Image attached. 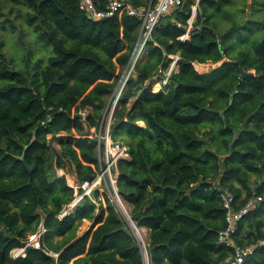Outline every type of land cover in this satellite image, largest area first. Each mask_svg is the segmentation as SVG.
Instances as JSON below:
<instances>
[{
  "label": "trees",
  "instance_id": "trees-1",
  "mask_svg": "<svg viewBox=\"0 0 264 264\" xmlns=\"http://www.w3.org/2000/svg\"><path fill=\"white\" fill-rule=\"evenodd\" d=\"M0 18L3 28L22 20L20 40L32 27L53 48L32 65L29 46L19 70L0 39V264H144L107 190L61 216L76 197L67 172L79 184L100 173L94 128L131 62L141 21L125 9L90 18L80 0H0ZM10 26L17 32L19 24ZM174 56L168 84L155 91ZM196 62L220 64L200 72ZM242 68L255 76L242 78ZM111 137L129 146L114 167L116 185L136 226L147 229L150 264H228L234 248L218 243L227 191L235 210L263 198L233 238L257 246L245 264H264V0H185L163 15L122 91ZM41 224V247L14 259Z\"/></svg>",
  "mask_w": 264,
  "mask_h": 264
},
{
  "label": "built area",
  "instance_id": "built-area-1",
  "mask_svg": "<svg viewBox=\"0 0 264 264\" xmlns=\"http://www.w3.org/2000/svg\"><path fill=\"white\" fill-rule=\"evenodd\" d=\"M184 2L185 0H149L145 5L136 7L127 0H108L104 8H99L98 0H80V9L84 11L90 18H109L114 16L121 9H125L127 14L139 18V20L141 21V27L140 36L133 51L131 62L126 68L125 73L119 82V85L117 86L114 94L111 97V100L109 101L104 117L100 123V127L98 129L94 128L96 131V136L98 138L100 173L91 181L85 180L81 184L72 183L73 187L76 190V197L73 202L69 204L68 208L63 211L61 216L64 215L69 209L74 208L78 204V202L84 198L85 195H91L94 190H107L112 196L113 194H116L117 173L114 171V167L116 166L117 161L120 158H128L130 155L129 146L126 142L120 140L115 141L111 137V123L114 110L118 104V101L129 76L134 70V68L131 67L132 65L136 64V62L143 55L147 41L151 37L154 27L163 15L171 12L173 8L182 6ZM196 10L197 7L196 5H194L193 16L189 20V26L187 27V32L183 36V38H186L188 36ZM177 60L178 56H174V61L171 64L169 71L167 72L165 77L158 83V85H160V88L168 84L169 76L172 70L176 67ZM81 115L83 119H86L87 111H82ZM223 198L224 206L227 209V227L219 232L218 243L234 248L232 256L227 258L228 264H245L246 258L254 252L257 246L236 245L233 234L237 229L238 222L263 198L260 196L252 197L245 204V206H243L239 210H235L232 207L234 195L231 192L227 191L223 195ZM45 232L46 228L43 224H41L39 231L35 235H32L23 246L17 247L12 250V257L14 259H17L21 256H26L27 249L30 246L40 248L41 243L39 241V238ZM139 242L143 254H146L147 247L145 240L141 237V239H139ZM261 243H264V241H262Z\"/></svg>",
  "mask_w": 264,
  "mask_h": 264
},
{
  "label": "rangeland",
  "instance_id": "rangeland-1",
  "mask_svg": "<svg viewBox=\"0 0 264 264\" xmlns=\"http://www.w3.org/2000/svg\"><path fill=\"white\" fill-rule=\"evenodd\" d=\"M263 3V2H262ZM260 8V7H259ZM17 12H13L12 14H9L11 19H15ZM2 18H0L1 20ZM3 22V20H2ZM13 23H17L19 24L18 28H17V32H13L12 27L10 25H12ZM6 28L2 27V23L0 22V39L4 40L6 45H5V51L8 54L9 59L14 61V65L16 67V69H24L26 67L25 62L23 61V56L27 55L29 53L28 48L29 46H31L32 50H33V56H32V65H34L39 59H47L49 55H51L53 53V48L46 44L44 41L39 40L36 36V34L33 32V28L32 27H28L25 31V37L24 40H20L18 37V31L21 30V26H22V20H9L6 23ZM261 36V35H260ZM24 47L26 49H24ZM49 53V55H48ZM206 65V66H205ZM217 65L216 64H211V63H207V64H203V65H197V68L200 71H209L213 68H215ZM157 86V88H156ZM160 85H158V83L154 86V90L157 91L159 90ZM59 172L61 174L64 173V170H59ZM67 178L69 183H78L76 176L73 172L68 171L67 172ZM73 186V184H72ZM126 206V205H125ZM127 208V207H126ZM92 222L86 220L83 224V226L81 227V230L87 228L90 226ZM141 234L142 236H138L139 239H141V237L145 240V237L147 236V231L145 229H141ZM31 237V236H30Z\"/></svg>",
  "mask_w": 264,
  "mask_h": 264
},
{
  "label": "water",
  "instance_id": "water-1",
  "mask_svg": "<svg viewBox=\"0 0 264 264\" xmlns=\"http://www.w3.org/2000/svg\"><path fill=\"white\" fill-rule=\"evenodd\" d=\"M199 6V2L197 3L196 7ZM240 64L242 66L243 62L240 61ZM135 64L132 65L131 68H134ZM247 76H255V72L254 71H246L244 68H242V78H245ZM57 155L62 159V161H64L63 157L61 156L60 152L57 151ZM94 176L93 175H88L86 176V180H93ZM114 196V200L116 201L117 206L119 207L122 215L124 216V218L126 219V221L129 223V225L131 226V228L133 229V232L135 233V235L138 237V234H141L140 229L136 226V224L134 223V221L132 220L125 204L123 203V201L121 200L119 193H118V189L116 190V194H113ZM125 212H124V211ZM144 256V264H150V258H149V253L147 250L146 254H143Z\"/></svg>",
  "mask_w": 264,
  "mask_h": 264
},
{
  "label": "crops",
  "instance_id": "crops-1",
  "mask_svg": "<svg viewBox=\"0 0 264 264\" xmlns=\"http://www.w3.org/2000/svg\"><path fill=\"white\" fill-rule=\"evenodd\" d=\"M208 63H211V62H208ZM203 65V64H207V63H198V62H196L195 63V67H196V69L198 70V71H200L198 68H197V65ZM211 64H214V63H211ZM220 64V62L219 63H216V65L218 66ZM200 72H207V70L206 71H200ZM110 100H111V98H110ZM139 124L140 125H144V122L143 121H139ZM75 174V173H74ZM76 176V175H75ZM73 183H75V182H73ZM70 185H72L71 183H70ZM86 229V228H85ZM143 229H145L146 231H147V229L146 228H143Z\"/></svg>",
  "mask_w": 264,
  "mask_h": 264
},
{
  "label": "bare ground",
  "instance_id": "bare-ground-1",
  "mask_svg": "<svg viewBox=\"0 0 264 264\" xmlns=\"http://www.w3.org/2000/svg\"><path fill=\"white\" fill-rule=\"evenodd\" d=\"M206 66V65H205ZM156 88H157V86H156ZM78 178V177H77ZM123 200H124V198H123ZM124 211V210H123ZM139 236H141V234L139 235Z\"/></svg>",
  "mask_w": 264,
  "mask_h": 264
}]
</instances>
